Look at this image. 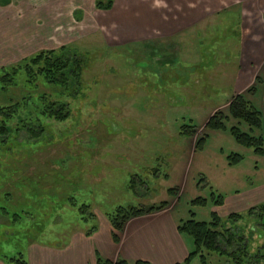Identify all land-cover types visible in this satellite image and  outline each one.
Wrapping results in <instances>:
<instances>
[{"label": "rangeland", "instance_id": "obj_1", "mask_svg": "<svg viewBox=\"0 0 264 264\" xmlns=\"http://www.w3.org/2000/svg\"><path fill=\"white\" fill-rule=\"evenodd\" d=\"M130 1L113 0L104 10L96 7L97 0H0V69L63 46L77 50L84 60L81 86L73 97L61 95L59 87L40 85V93L52 101L69 104L67 119L50 120L41 136L21 131L0 143V206L7 205L1 192L10 193L7 200L21 192L26 197L17 221L0 225V253L21 251L30 259V253H36L30 250L36 249L29 243L35 239L38 247L52 243L56 248L74 232L98 227L119 206L167 201L177 220L210 221L217 212L221 226L242 238L222 247L231 252L246 245V255L237 253L238 259L264 264V153L239 144L228 130L205 127L216 111L227 113L238 82L241 33L243 48L254 38L264 44V3L249 0L244 5L242 30L239 9L211 2V8L202 9L209 15L208 24L199 21L200 14L193 18L198 23L176 37L155 35L131 42L128 31L139 30L140 6L156 8L161 20H169L165 13L180 21L188 2H173L171 7L166 0ZM239 1L247 0L225 3ZM21 67L8 77L9 84L14 80L19 85L30 76L33 80L37 69L28 76ZM261 76L251 99L264 126V73ZM19 87L9 95L13 101L21 96ZM9 96L0 92V105H7ZM183 126L195 133L180 134ZM241 127L248 130L243 123ZM204 134L201 146L195 147ZM232 154L240 155L239 161L230 163ZM29 191L37 198L30 199ZM220 195L225 200L221 205ZM201 198L204 201L197 202ZM82 204L88 205L84 215L78 211ZM258 204L244 210V205ZM232 211L241 217L227 219ZM27 216L40 224L34 227ZM4 219L0 215V224ZM42 223L47 226L40 234ZM203 255L208 264H234L227 253Z\"/></svg>", "mask_w": 264, "mask_h": 264}, {"label": "trees", "instance_id": "obj_2", "mask_svg": "<svg viewBox=\"0 0 264 264\" xmlns=\"http://www.w3.org/2000/svg\"><path fill=\"white\" fill-rule=\"evenodd\" d=\"M113 0H107L103 3L101 0H97L96 7L99 9L109 10L112 7ZM72 50V51H71ZM22 66V67H21ZM25 70L26 75L30 76L29 70L33 67L37 69L33 80L29 78L24 79V83L21 82L20 94L21 96L13 101L12 93L13 88H17L19 85L13 80L10 84L7 82L10 79L8 77L13 74L17 75V70L19 68ZM31 67V68H30ZM84 67V60L81 56L77 54V50L68 49L66 47H61L58 50H48L39 51L34 55L20 60L18 64L9 67H3L0 69V82H7L5 85L0 84V92L8 94L7 97L9 103L7 105H0V143L4 142L6 138L12 136V138L21 131H26L32 137H38L43 134L45 128L50 120L64 121L70 116V108L67 102H61L57 100L50 99L47 94L40 93V85L59 87L61 90L58 91L61 95L72 96L75 95L74 90L78 91L81 86V77ZM13 70V71H12ZM14 79V78H13ZM21 79V78H20ZM262 82V77L257 76L254 83L243 93L235 94L229 104L227 105V113L223 111H216L213 113L205 124L208 130H228L232 137L241 145L247 147H253L255 152L264 153V126L261 111L257 109L252 103L251 97L255 92L256 83ZM39 89V91H35ZM34 92V96L33 95ZM57 92V93H58ZM49 99V100H48ZM44 117V119H42ZM231 122V126L228 127L226 122ZM36 123V124H34ZM245 124L248 130H243L241 124ZM189 126H183L181 128L180 134L185 136H191L195 133L194 128L189 129ZM206 134L199 137L195 143V147L201 146ZM7 142V141H6ZM240 155L232 154L230 156L231 162L239 161ZM133 186V185H132ZM28 193L30 199H36L37 197L31 196ZM10 193L8 191L1 192V198H4L7 205L4 204L0 206V215L4 219V223L0 225L10 226L15 223L17 217L21 215L18 212H22L24 206H26L21 192L16 198L12 197V200H7ZM219 204H223L222 196H219ZM71 204L75 205L76 201L74 198H69ZM197 202L204 201V198L196 199ZM65 202H68L66 200ZM64 202V203H65ZM61 203V202H60ZM264 203V202H263ZM167 201H161L157 204L150 206H132L127 207L119 206L116 211L108 215L107 219L112 226V237L114 241H118V234L121 231L124 224L131 218L144 215L153 211L161 210L168 206ZM29 205V204H28ZM261 204L253 206L247 211H252L254 208L260 207ZM21 209L18 211V208ZM62 205H59L61 209ZM11 207L16 210H11ZM30 207V206H29ZM264 207V206H262ZM84 209H88V205L82 204L79 206L80 214L84 215ZM55 210H53L54 212ZM58 211V209L56 210ZM52 212V213H53ZM241 213L233 212L227 215V219L233 220L241 217ZM52 216V214H51ZM16 217V218H15ZM26 217V216H25ZM28 217V216H27ZM26 221L30 222L33 219L28 217L25 218ZM41 220V219H40ZM43 220V219H42ZM84 221H87L83 218ZM45 220H43L44 222ZM221 216L217 212H212V217L210 221H197L193 218L187 220H180L178 224V231L185 235H188L193 240V249L189 252L185 263H189L193 258H197L199 264H208L209 261L206 256L203 255L204 251L207 252H218L220 254L227 253L230 256V260L234 264H244L241 260L242 257L238 259L237 255H246V245L238 246L235 250L227 252L222 244L225 246H230L232 242L238 243V239L234 238L232 232L226 228L222 227ZM28 224V223H27ZM40 223L34 219L32 225L34 227L38 226ZM31 226V223L29 224ZM47 223H42L37 232H41L46 228ZM97 227H92L86 230V234H91ZM29 233V232H28ZM27 231H25L24 236L29 239ZM31 236V235H30ZM17 238V237H16ZM35 239L34 241H36ZM238 253V254H237ZM96 264H149L147 261L138 260L130 263L124 259H117L112 261L109 259H104L100 255H97ZM0 259L4 264H28V261L21 251L11 256H6L0 253ZM257 262V261H256Z\"/></svg>", "mask_w": 264, "mask_h": 264}, {"label": "crops", "instance_id": "obj_3", "mask_svg": "<svg viewBox=\"0 0 264 264\" xmlns=\"http://www.w3.org/2000/svg\"><path fill=\"white\" fill-rule=\"evenodd\" d=\"M228 1L166 0L165 2H171V7L173 2H188L186 6L188 10L186 17L180 21L179 19L174 20L172 14L167 16L165 13L164 15L168 17L169 20H161L163 19L162 17L160 19L161 13L155 11L154 9L156 8L144 4L142 7L140 6L138 8L140 15L138 20L139 30L133 32L128 31V35H130L128 40L131 42L132 40L147 41L155 37V35H157V37L167 38L176 37L183 30L198 23H195L193 18L200 14L201 17L199 21L208 24L211 20L210 18L208 19V14L206 15L204 11L202 12V9L211 8V2H222L221 8L223 9L232 7L239 9L238 25L241 26V28H239L242 30V25L245 21L242 8H244V5L248 3L249 0L246 2H233L227 5L225 2ZM129 2L131 1L129 0ZM250 2H256L255 5H258L259 2L264 3V0H251ZM215 6L217 5H214V7ZM131 12L135 11L130 10V13ZM130 13L128 12L127 14ZM258 25H256V27ZM258 29L256 28L257 32L261 31ZM203 34L205 35V33ZM240 36L242 38L239 43L238 69L235 75V79L238 78V82L236 85L234 84V92L230 100L235 94L245 92L246 89L254 83L255 78L261 76V73H264V44L260 43L258 38H254V41H250L248 45L243 48V33H241ZM261 77L263 80V76ZM230 100L227 104H229ZM257 194L256 192V195ZM251 198L252 200L259 201V196L258 198H256V196L253 198L252 195ZM222 201L224 204V198H222ZM249 207H245L244 205L245 209H243L247 210ZM233 212L237 211H232L230 213ZM103 219L102 222H98V227L91 234H86V230L74 232L70 241L63 242L62 245H59L60 242H57L56 246L58 247L56 248H52V243H49L47 248L38 247L35 245L37 240L32 241L29 245L36 250H30V252L36 253H30V259L26 258L28 264H96L97 255L112 261L124 259L130 263L144 260L149 264H199L198 261L195 262L196 258H193L189 263H185L189 252L193 249V240L190 241L186 238L187 236H185V234L178 231L177 227L180 220H177L173 215L170 204L161 210L129 219L119 232L117 242L114 241L112 237V226L108 219Z\"/></svg>", "mask_w": 264, "mask_h": 264}]
</instances>
